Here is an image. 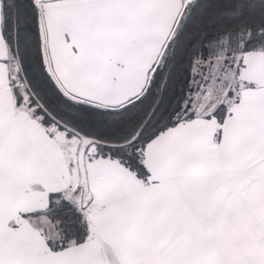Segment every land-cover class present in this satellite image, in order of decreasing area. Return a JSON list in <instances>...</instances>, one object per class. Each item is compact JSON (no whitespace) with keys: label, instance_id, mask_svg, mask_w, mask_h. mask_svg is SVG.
Returning <instances> with one entry per match:
<instances>
[{"label":"snow or ice","instance_id":"6c2138e0","mask_svg":"<svg viewBox=\"0 0 264 264\" xmlns=\"http://www.w3.org/2000/svg\"><path fill=\"white\" fill-rule=\"evenodd\" d=\"M0 264H264V0H0Z\"/></svg>","mask_w":264,"mask_h":264}]
</instances>
